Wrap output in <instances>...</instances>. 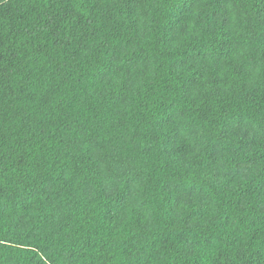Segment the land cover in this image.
I'll return each mask as SVG.
<instances>
[{"label":"trees","instance_id":"16d2710c","mask_svg":"<svg viewBox=\"0 0 264 264\" xmlns=\"http://www.w3.org/2000/svg\"><path fill=\"white\" fill-rule=\"evenodd\" d=\"M0 264H264V0H0Z\"/></svg>","mask_w":264,"mask_h":264}]
</instances>
